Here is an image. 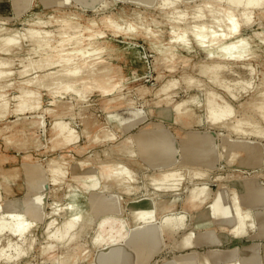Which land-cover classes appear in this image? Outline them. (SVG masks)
<instances>
[{
  "label": "rangeland",
  "instance_id": "rangeland-1",
  "mask_svg": "<svg viewBox=\"0 0 264 264\" xmlns=\"http://www.w3.org/2000/svg\"><path fill=\"white\" fill-rule=\"evenodd\" d=\"M30 1V8L22 14H18L15 12L16 7L13 4V0H0V25L23 31L28 28L27 24L23 21H26L28 18L31 20L33 18L32 21L37 20L38 13H41V17L44 18L41 19V21L45 20V23L51 22L50 18L58 15V13L62 14L66 12L72 14V16L75 14L74 16H76V18H73V23L76 25L80 24L81 29L84 26V29L87 26V22H85L84 19L97 18L100 20L104 15L110 16L111 13L119 14L121 12L120 9H126V7L130 10L126 9L127 12H132L138 7L144 12L143 5L148 6L147 0H99L97 3H93V0H70V2L66 0L67 2L61 6L51 5L50 2H48L49 0ZM51 25L52 24L43 26L44 30L53 31L54 29L55 31V29L58 28L57 24H53L54 26ZM109 39L110 45L113 47H111L110 50H106L104 56L112 59L116 69L120 70V74L122 73L121 75L124 76V88L121 89V94L119 93V95L122 96L121 101L123 103H118L119 107H117L116 103L111 104L108 100L101 97L99 93L95 92L91 94L87 100L81 101V104L80 102L77 103L76 97L70 94H62V97L55 96L56 103L53 105L52 102L54 98L46 89L41 88L39 92L41 99L39 110L33 114H15L14 107H16L19 102L20 82L25 78L30 79L32 77V75H27V77L22 76L24 79H20L21 75L19 74V70L22 68L20 69V58L18 59V57L26 56L27 53L23 51L29 49L30 46L28 41L23 40L26 42H21L22 48H19L20 50H18V52H20L15 56L17 58H13L14 56L12 55L1 54L4 56L3 58H11L10 56H12L14 60L12 65H14L11 71H14L16 75L3 78L4 80L7 79L5 80L6 83L0 78V85L3 83V85H6L5 89L3 88L4 90L0 88V96H2L0 97V102L3 104L2 106H5L4 104L6 102L8 103H6L8 108L7 114L4 116L5 118H0V231H5L6 229L9 231L13 229L19 230L21 221L13 219L14 216H23L36 225L30 230L28 235H26L27 237L25 236V240L23 241L18 237L11 236L10 232L4 233V237L11 238L14 242L21 244L23 250L29 251V255L21 260L19 264H60L66 259H70L71 264H108V261H103L102 257L107 255L111 250L123 249L125 242L132 235V230L138 227L133 216V210L136 207H139L143 202H147L154 214H152L153 218L151 222L157 226V228H160V220L166 215H182L183 205L189 194L190 188L202 184L208 186L211 195L210 200L206 204L207 207L201 209H187L188 215L184 222V228L181 231L176 233L173 238H168L165 237L164 234H160L158 244L153 251L150 249L151 246L149 245L147 248L140 250L139 253L132 247V249L129 250L130 253L126 259V263H123L124 259H119L116 263L165 264L166 262L178 260L182 256L193 254L196 260L194 259V262L192 261L191 264H201L204 261H210V264H239L241 261H247L246 253L250 249L258 253L262 261L261 264H264V238L258 237L260 225H262L264 221V203H258L257 201H252L253 203L250 201L252 204L249 203V201H247L248 203L246 201L242 202V208L247 211L250 210L253 216V219L250 220L251 222L249 221L251 224L248 225V236L242 237V239L234 237L232 231H234L235 225H232V227L228 225L226 221H224L223 214L217 213L218 219L211 222V212L209 210L210 205L214 204L215 198L218 197L219 193L227 194L225 200L228 204V208H230L232 205L230 198H232L231 196L233 195L231 187H233V185H235L236 190H240L244 183H251L252 188L256 190V192H260V196L264 193V138L258 139L255 135L252 136V134L247 135L245 139L244 137L243 139L240 137L237 138V135L235 134V136H233L234 134L231 133L229 129L226 131V127H221L220 124V126L218 124L213 126L212 123L210 124L207 121L206 109L200 106L196 107L197 104L195 103L190 104L195 113L192 122H195L194 125L192 124L191 127L189 126L190 128H183L180 125L178 126V124H174L175 119L172 109L176 103L188 100L195 95H198L200 101H205L206 92L197 88V84L189 87L185 81L179 80V85L176 87V90L173 88V90L161 94L162 96L160 95L154 98V92L166 84L168 80L173 77L176 79L182 77L184 71L192 74L191 66L204 58V54L200 51L198 54L195 51L187 54L190 60L192 59L188 69L179 66L177 71L171 74L163 68H160L159 71L154 70L153 67L156 63V54L143 41H125L113 37ZM24 47L28 48L23 50ZM15 59L18 61L16 62ZM4 70L8 71L9 69ZM261 71L262 69L259 66L253 85L254 83L256 85L261 83ZM41 73L43 75L46 74V72L40 71V73H38L40 76L37 74L36 77H42L43 75ZM193 74V76L203 81L202 85L208 86L207 88L210 86V88H215L206 78L198 77L194 72ZM159 75L161 79H158ZM40 79L41 78H39V81ZM55 79H52V82H55ZM160 80L162 81L160 82ZM163 80L166 81L164 82ZM7 83L13 86L9 88ZM153 86L154 90L152 89ZM142 87L150 89L151 93L148 92V95L147 93L146 95L143 94L144 96L142 93H138L140 92L139 89ZM215 90L225 99L227 98L226 100L230 101L235 109L237 108V118H241L244 115V110L239 108L240 104L245 103V101H250L254 94L252 91L248 94H242L238 102H235L224 89L216 87ZM170 94L172 96H170ZM123 97L125 102L122 100ZM165 97H167V99ZM1 103L0 107L2 108ZM160 104L163 107H161ZM163 104H166V106ZM149 107H151V109H149ZM148 109L149 111L153 110V113L151 111L150 113ZM165 109L170 112L167 118H163L160 115L161 111ZM47 110H53L54 113L50 114L49 111L46 113ZM139 110L142 111V114ZM136 111L142 116L138 119L139 121L141 120L140 122L138 120L135 121L134 113ZM246 113H249V111ZM250 114L252 115V112H250ZM62 116L65 118L63 121L69 123V126L80 135V139L77 143L78 148L87 146V150L82 156L77 154L74 150V146H72L73 148L71 147L72 149H61L62 151L60 149L51 150L53 148L51 141L52 136L51 133L48 132H50L54 120L59 117L63 119ZM118 116L121 117L120 120ZM125 119L127 123L128 119L129 121L133 119L134 122L131 125L132 127L123 126L126 124H123ZM84 121H90L92 124V126H90L92 128L98 125L103 129L106 128V131H111L112 129L111 132L114 134V139L116 140L88 146V140L83 135V128H85V124H83ZM114 121L120 124L119 128H116L117 124H115ZM134 125L136 127H134ZM150 125L151 129L149 127ZM125 128L127 129L125 130ZM178 128H180L179 131H182L181 133L184 134L196 132L195 134L208 135L209 133L214 139L215 145L217 144L215 146V164L206 167L208 175L207 178L203 180L205 183L199 181L197 178H190V174H186V171L190 170L192 172V169L198 167L195 163H186V165H188L186 170L184 169V174L186 176L183 177L175 193L171 195L161 192L155 193L152 189H149L148 183L144 178L146 174H150L156 169L148 162L139 159L138 162L140 161L141 164L131 163L129 166L135 179L132 182H127V186L125 184L126 188L123 191L113 194L96 195L93 193L94 191L86 187L88 182L86 177L87 174H83L81 169L76 166V163L82 159L91 158V156H95V154H98L100 159H105L102 151L109 150V148H111L110 146L124 140V137L126 139L128 136L152 134L160 131L170 134L176 149L179 150L182 144L177 137L179 134V132H177ZM7 138L10 140L9 142ZM225 143L226 148L223 149V144ZM241 144L243 146L241 147L243 151L239 162L244 163L245 166L242 164L240 165L238 162L232 163V165L230 163L229 165L226 160H229L228 157L230 156L232 148ZM223 153L224 155L220 158V155ZM60 158L65 161L60 160ZM3 159H6L7 162ZM56 159L64 166L65 172V175L60 178L59 183L53 182V177L49 168L51 167L52 161L58 162ZM173 164L182 165L180 157H176L173 163L161 165L159 168L161 170L167 169L173 166ZM31 168L35 169V176L32 178H30L29 175V169ZM190 171L187 173H191ZM6 181L8 182L7 185ZM74 185L80 187L83 193L77 190ZM70 186L74 188H70ZM222 187H225V189H222ZM70 189L75 190L73 191ZM73 193L79 196V212L83 217V224L81 228L78 229L75 242L67 246L64 241L49 239V237L54 235L59 238L63 235L64 231L67 233L68 226L65 222L70 219L71 216H74L76 212L72 207L74 202V200H72ZM67 194H69V196ZM159 203H163V205L170 207V210L165 212V214L159 215L157 212ZM206 208H208V210L201 214ZM204 222H206L205 225ZM54 224H56V227H53ZM250 225H252L251 228L249 227ZM110 227H112V230L117 229L118 240H112L110 236ZM102 232H105V243L96 241ZM190 233L194 234L192 241L195 244L187 249H181L183 240ZM28 238H31L32 242H29ZM0 239H3V237H0ZM49 245H55V248L48 250ZM233 253H235L236 257L228 262L225 258ZM3 257L4 253L0 250V264H8V261L4 260Z\"/></svg>",
  "mask_w": 264,
  "mask_h": 264
},
{
  "label": "bare ground",
  "instance_id": "bare-ground-1",
  "mask_svg": "<svg viewBox=\"0 0 264 264\" xmlns=\"http://www.w3.org/2000/svg\"><path fill=\"white\" fill-rule=\"evenodd\" d=\"M21 1L13 0L14 2L13 4L16 7L15 12H17L18 14H22L24 11L29 9L31 6L30 0H23L22 2ZM77 1H85V0H77ZM48 2H50L51 5L61 6L67 1L66 0H49ZM97 2H99V0H93V3H97ZM163 2L164 0H147L148 6L143 5L144 12H142L143 10L141 11L140 7H138L132 12H127L126 9L128 8L126 7V9L124 8L120 9L121 12L119 14L111 13L110 16L114 18L128 20L130 22L136 23L137 25L145 24L147 27H151L154 32L158 33V36L153 37V36H148L147 34H143V33L141 35L132 33L128 35L120 34L118 36H114L112 32H109L107 36L103 38H98L96 41L91 42L97 48H100L98 54L101 56V59L104 62L85 69L84 74L80 77L57 76V77H49L48 79H44L46 76L49 75L50 72L59 71L60 69L58 67L42 69L41 67L45 62V52H47L50 55H55L54 53L51 52V49L44 48L45 45L51 44L52 48H56L64 40L65 35L67 36L78 35L77 29H79L80 31H83V27H84L83 25L81 29L80 24L76 25L73 23L74 22L73 18H76V16H74L75 14H73L74 16L73 17L72 14L66 13L64 11L65 13H62V14L58 13V15L51 17L50 18L51 22L49 21V22L44 23L45 20L41 21V19H44L41 17V13L37 12L38 13L37 20L32 21L33 18L32 20L28 18L26 19V21H23L24 23L27 24L28 28L24 29L23 31L21 30L22 32L19 31L18 29H14V28L11 29V28L4 27V25L2 26L0 25V63L12 64V62L14 61L13 58H17L15 56L20 52V51L18 52V50L22 48L21 43L19 45H6L4 43V40L9 37L17 36V34H19L17 38L21 39V42L23 40L28 41V44L30 46L29 49H27L28 47L26 48L24 47L25 49L23 48V50L27 49L26 51H23L27 53L26 56L18 57V59L20 58L19 64H21L22 66V67L20 66V69L21 68L22 69L19 70V74L21 75V72H23V69L26 67H29V65H31L32 68L36 69L35 71H32L31 68H29L28 75L29 76L32 75L30 79H26V78L24 79L22 75L20 76V79L23 78L24 80L20 82L21 88H19V102L17 106L14 107V113L15 114H20V113L33 114L37 112L40 108V102H41V99L39 96V92L41 88L46 89L48 93L54 98L52 104L55 105L56 95H54V90H58L55 85L57 84H60V85L76 84L77 91H82L85 85L81 83V81L97 82L96 88L94 87L90 89L89 92L84 93L86 96L85 97L86 100L89 98L91 94L95 92V93H99L101 97L108 100V102H110L111 104L116 103L117 107H119L118 103L121 104L122 102L121 101L122 96L119 95V93L121 94L120 91H122L121 89L124 88L123 87L124 76L121 75L122 73L120 74V70L116 69V66L114 62L112 61V59L104 56L105 51L110 50L111 47H113L110 45L111 43L109 39L113 37V38H120L125 41H135V42L136 40L143 41L156 54V63L153 67L154 70L159 71L160 68H163L171 74L175 73L179 66L184 67L185 69H188V67L190 66V61L192 59L190 60V57L187 54L193 53L194 51L198 54V52L200 51L201 53L204 54V58L203 60L199 61L198 63H194L191 66L192 74L194 72L196 76L206 78L215 88L217 87L219 89H224L229 94L231 99L234 100L235 102H238V100L242 97V94H248L250 93V91L254 92L253 97L250 101H247V102L245 101V103L240 102L241 104L239 108H241V110H244L243 112L244 115L241 118H237V113H238L237 108L235 109L232 106L233 104H231L230 101L226 100L227 98L225 99L222 95H220V93L217 92L215 88L214 89L210 88L211 86L207 88L208 86L206 87L205 85H202L203 81L193 76L194 74L192 75L184 71L182 77L178 79L171 77L172 79L168 80V82L164 84L161 88L158 89L156 87L158 90L154 92V95H155L154 98L157 96H160L163 93L169 92L170 89L173 90L172 85H175L177 81L179 82V80L185 81V83L189 87L191 85L194 86V84H197L196 86L197 88L202 89L203 91L206 92V96H205L206 98H204L205 101L202 102L199 100L198 95H195L188 100L182 101L180 103H176V105L172 109L174 113V119H175L174 120L175 123L173 122L174 124L176 125L178 124V126L180 125L183 128H187L189 126L191 127L192 124L194 125L195 122L194 123L192 122H193L195 113L192 107L190 106V104L195 103L197 104L196 107L200 106L206 109L207 121L210 124L212 123L213 126L215 124H218V125L220 124L221 127H226L227 129L226 131H228L229 129V131L234 134V135L232 134L233 136H235L236 134L237 138L240 137L243 139L244 137L245 139V137L249 134H252V136L255 135L258 139L264 138V43L261 42L262 40H264V15L261 14L260 10H256V16H255L254 22L250 26H245V27L238 29L239 37H237L236 33L234 32L233 39L230 41L225 40L226 46L220 49L225 57H233L239 54L240 56L244 57L243 59H235V60H232V59L224 60L220 58L209 59L208 53L204 51L203 48L200 47V45L196 42L195 37L191 35H189V37L187 38L190 42L191 51H189L187 47L181 44H175L173 45V47L176 49V51L172 52L171 55H169V49L167 48V45L172 40L180 39L179 37H173L171 35L172 27L188 28V27H192V25L194 24H201V23H206L210 21L202 22V21H195V20L190 19L187 24L177 25L175 21H172L169 19V15L175 9L162 8L161 5L163 4ZM209 2H213V0H181V2L176 5V8L179 9L180 11L188 12L191 17L195 15L196 10L200 6H202L205 3H209ZM105 17H108V16L104 15L102 16V18H100V20H98L97 18L96 19L95 18L84 19V21L87 22L86 27H90L93 21H96L97 23H99ZM58 20L66 21L67 24L57 23L56 21ZM48 24L49 25L52 24L51 26H54L53 24L55 25L57 24L58 28L55 29V31L54 29L53 31L44 30L43 26L45 25L48 26ZM47 33H51V35L49 36L47 35ZM87 35H90V33H85V36ZM240 38H246V43L244 45H240ZM26 41H23V42H26ZM76 43H77L76 41H72V46H75ZM204 43L207 44L209 43V41L205 40ZM159 45H165V47L161 48L159 47ZM237 45H239V47H237ZM4 49H7V51H4ZM38 49H43V51L37 52ZM241 49H243V51ZM68 50H71V48H69ZM1 54L12 55L14 57L12 58V56H10L11 58H7V57L3 58L4 56ZM15 61L17 62L18 60L15 59ZM90 63H95V62L91 61ZM259 66L262 69L261 71L262 80L260 84L256 85L254 83L253 85L255 77L257 76V68ZM0 71H5V70L0 69ZM40 71H44V73L46 72V74L43 75L41 73L43 75L42 77H36V75L40 73ZM23 76L27 77V75H23ZM38 76L40 75L38 74ZM39 78H41L40 83H36V84L28 83L29 81H32L34 79L39 80ZM52 79H55L56 81L52 82ZM158 79H161L160 75L158 76ZM161 81L162 80H160V82ZM41 83L43 84V86H41ZM3 84L0 85L1 89L3 88L5 89L6 87V85H3ZM116 84H120V88L117 90L112 89L111 87L115 86ZM154 86L152 88L153 90H154ZM139 91L140 92L138 91L137 92L142 93V95L143 94L146 95V93L148 95V92H150V89L146 87H142L139 89ZM62 94L73 95L74 97H76L77 103L80 102L81 104L82 100H80L79 97L75 95V93H62ZM171 94L170 96H172ZM1 95H2V92H1ZM165 98L167 99V97ZM122 100L125 102L124 97ZM6 103L4 104L5 106H2L3 104L1 103L2 108L0 107V118L6 116L7 114L8 107L6 106ZM163 105L166 106V104H163ZM149 109H151V107H149ZM48 111L50 112V114L54 113L53 110H47L46 113ZM247 111H249V113H246ZM250 112H252V115L250 114ZM140 113L142 114V111H140ZM169 113L170 112L165 109L161 111L160 115L163 118H167ZM134 114H135V121L142 117L138 111H136ZM60 117L56 118L55 120L53 119L54 122L52 124L51 130L50 132H48V133H51V136H52L51 141H52L53 148L51 150L54 151L55 149L56 150L57 149H60V150L70 149L72 146H74V150L77 152V154L82 156L86 152L87 146L86 147L81 146L78 148L77 143L80 139V135L78 134V132H76L74 129H72L69 126V123L63 121L65 119L63 118V116H62L63 119H61ZM120 118L121 117H119V120ZM130 120L132 121H129L128 119V123H127V120L125 119L126 122L124 121L123 124L124 123L126 124L123 126L124 127L131 126L134 121L133 119H130ZM117 122H115V124H117L116 128H119L120 124H118ZM83 124H85L84 126L85 128H83L84 129L83 135L88 140V146H94L96 144L99 145V143H108V142H113L114 140H116L114 139L115 138L114 134L111 132L112 129L111 131H106L105 130L106 128L103 129L101 126L99 127L98 125L97 126L95 125V128L94 127L92 128L91 127L92 124L90 123V121H84ZM134 127L136 126L134 125ZM149 127L151 129V125ZM127 128H125V130ZM179 130L180 128H178V131L176 130L177 132H179L177 136L179 139L178 138L177 139L180 140L182 144L180 149L178 148L179 150L176 149L175 143L171 139L170 134L160 131V132H156L152 134H141V135H135V136H128L126 139L124 137L123 138L124 140L117 142L116 144H113L112 146H110L111 148H109V150L102 151V153L105 156V159H100L98 154H95V156H91V158L82 159L81 161L76 163V166H78V168L81 169L83 174H87L86 177L88 179V182L86 184V187L94 191L93 193H95L96 195L97 194H113L116 192L123 191L126 188L125 184L127 186V182H125L124 179H115V178L109 179V177L130 176L131 173L127 171V168L130 169L129 166L131 165V163L141 164L140 161L138 162V160L140 159L141 161L148 162L150 165H152V167L156 169L154 172L150 174L148 173L145 175L144 179H146L149 189H152L155 193L161 192L163 194L171 195L172 193H175L178 190L183 177L186 176L184 174L186 167L188 166L186 165V163L188 164L195 163L198 166L196 169H192L189 166L192 169V172L188 170L191 173H187L188 171H186V174H190L189 175L190 178H197L199 181L204 182L203 181L204 178H207V175H208L207 174L208 170L206 169V167H209L212 164H215L214 160H216V158L214 159V157H215V152H216L215 146L217 144L215 145L214 139L212 138V136L209 135V133L208 135L195 134L196 132L192 134H184V133H181L182 131H179ZM174 134H173V137H174ZM9 141L10 140H8V142ZM223 145H224V147L222 146L223 149L226 148V143ZM241 147H243L242 144L232 148L230 152V156L228 157L229 160L228 159L226 160L229 163V165L230 163L231 165L232 163H236V162L240 163L239 159L243 151ZM132 153H136V155L133 156ZM223 155L224 153L220 155V158H222L221 156ZM176 157H180L182 165L173 164V166H171L170 168L163 169V170L159 168V166L161 165H168V164L173 163ZM3 160L6 161V159H3ZM60 160H62V158H60ZM241 164L245 166L244 163H240V165ZM121 165H124L126 167H122ZM63 167L64 166L61 163H59V161L58 162L52 161L51 167L49 168H50V172L52 174L54 183H59L60 178L65 175ZM29 175H30V178L35 176L34 168L29 169ZM7 184L8 182L6 181V185ZM233 187H231V191L233 194L231 196L232 198L229 197L232 203L230 208H228V204L226 203V200H225V198L227 197L226 193H219L218 197L215 198L214 204L210 205L209 210L211 212V219H212L211 222L213 220L218 219L217 213L223 214L224 221H226L228 225H230L231 227L232 225L233 226L235 225L234 231H232L234 237L236 238L239 237V239H242V237L248 236L247 235L249 233L248 225L251 224L250 220L253 219V216L251 215L250 210L247 211L245 209L246 210L245 211L242 208V202L249 201V203H251L252 201L253 202L257 201L258 203H264V193H262V195L260 196L259 194L260 192L259 193L258 191L256 192V190L252 188L251 183H244L240 190H236L235 185H233ZM70 188H74V187L70 186ZM75 188L79 190L81 193H83L80 187L75 186ZM222 189H225V187H222ZM70 190H73V189H70ZM258 194L260 197L258 196ZM67 195L69 196V194ZM72 196H73V199L70 196L71 199L74 200L72 207H73V210L76 211L74 216H82L79 212V208H80L79 196H77L76 193L75 194L73 193ZM210 196H211L210 191L208 189V186H206V184H202L200 186L196 185L190 188L189 194L187 195V198L183 205L182 215H178V216L172 215V214L166 215L160 220L161 221L160 228H157V226L152 224L151 221L153 218L152 217L153 210L151 209L150 205L147 202H143L142 204L139 205V207H136L133 210L134 220L138 227L132 230V235L125 242L123 249L109 251L107 255L102 257V260L108 261V264H114V263L117 264L116 262L119 259H124L123 263H126L127 261L126 259L128 258L129 253H130L129 250L132 249V247H134L135 250L139 253L140 250L147 248L149 245L151 246L150 249L153 251L158 244L160 234H164L165 237H168V238H173V236L176 233H178L184 228V224H185L184 222L188 215L187 209H201V208L207 207L206 204L210 200ZM157 210H158L157 212L159 213V215H162V214H165V212L169 211L170 207L163 205V203H159V207ZM207 210L208 208H206V210L202 212L201 214L205 213ZM181 217H185V219H180ZM81 222L82 221H75L73 224H66L68 226L67 232H69L71 228L75 227L76 224H79L76 230L71 234V235L76 236L77 238L78 229H80L83 224V222L82 223ZM263 222H262V225H260V230L258 234V237H261V238H264V223ZM205 223L206 222H204V225ZM252 225H250L249 227L251 228ZM116 230H112V227H110V232H111L110 236L112 240H118V232ZM64 233L65 231L63 232V235ZM104 233L102 232L98 236L96 240L97 242H101V241L103 243L106 242V240L104 239ZM193 236L194 234L192 233L186 236V238L183 240L181 249H187L195 244L192 241ZM75 240L72 243H74ZM28 241L32 242L31 238H28ZM64 242H65V245L67 246L72 244V243H68V240H64ZM246 255H247L246 256L247 261L245 262L241 261V263L239 264H261L262 262L261 258L258 255V253H256L255 251H252L249 249ZM235 257L236 255L235 253H233L227 256V258L225 259L229 262L230 260H233V258ZM194 259L195 257L193 256V254H191V255L182 256L178 260H173L172 262H166L165 264H191ZM60 264H71V262H70V259H66L62 261ZM201 264H210V261H204Z\"/></svg>",
  "mask_w": 264,
  "mask_h": 264
},
{
  "label": "clouds",
  "instance_id": "clouds-1",
  "mask_svg": "<svg viewBox=\"0 0 264 264\" xmlns=\"http://www.w3.org/2000/svg\"><path fill=\"white\" fill-rule=\"evenodd\" d=\"M180 2L181 0H164L163 4L161 5V7L165 9H175L169 15V19L175 21L177 25L187 24L190 19L195 21L210 22L194 24L192 27L188 28L172 27L171 35L173 37H179L180 39L172 40L167 45V48L169 49V55L176 51V49L173 47L175 44H181L191 51L190 42L187 39L189 35H191L195 37V40L200 45V47L208 53L209 59L220 58L224 60H235L244 58L239 54L233 57H225L220 49L226 46L225 40L230 41L233 39L234 32L236 33V36L239 37L238 29L245 26H250L254 22L256 10H260L261 14L264 15V0H213V2L205 3L200 6L196 10L195 15L191 17L188 12L180 11L176 8V5ZM56 22L67 24L66 21L58 20ZM77 32L78 35L75 36L65 35L64 40L56 48H52L51 44L44 46L46 49H51V52L55 55H50L45 52V62L41 66L42 69L56 67L60 69L59 71L50 72L49 75L44 79L57 76L80 77L84 74L85 69L93 67L96 64L103 63L104 61L98 54L100 48H97L91 42L96 41L98 38L107 36L109 32H112L114 36H118L120 34L128 35L132 33L138 35L143 33L153 37L158 36V33L154 32L151 27H147L145 24L137 25L136 23L130 22L128 20L114 18L112 16L103 18L99 23L93 21L90 27L84 28L83 31L77 29ZM85 33H90V35L85 36ZM18 35L19 34H17V36ZM47 35L50 36L51 33H47ZM17 36L5 39L4 43L6 45H19L21 43V39L17 38ZM205 40H208L209 43L205 44ZM72 41L77 42L75 46H72ZM261 42L264 43V40ZM245 43L246 38H240V45H244ZM159 47L162 48L165 47V45H159ZM237 47H239V45H237ZM69 48H71V50H68ZM241 50L243 51V49ZM4 51H7V49H4ZM39 51H43V49H38L37 52ZM91 61H94L95 63H90ZM11 68H13V65L10 63H0V69ZM29 68H31L32 71L36 70L32 68L31 65H29V67L23 69L21 75H28ZM15 75L16 73L11 70L0 71V78H8ZM28 83L36 84L40 83V81L38 79H34ZM81 83L85 85L82 91H77L76 84H57L56 88L58 90H54V95L61 96L62 93H75V95L79 97L80 100L84 101L86 100L84 93L89 92V90L94 87L96 88L97 82L81 81ZM178 85L179 82L177 81L175 85H172V88H176ZM12 86V84L8 85L9 88ZM41 86H43L42 83ZM111 88L117 90L120 88V84H116ZM132 155L135 156L136 153H132ZM121 166L126 167L124 165ZM127 171L131 173L130 176H113L109 177V179H124L125 182L134 181V174L128 168ZM13 219L21 221L19 230L13 229L9 231L6 229L5 231H0V237H3V239H0V250H2L4 253L3 259L8 261V264H19L21 260L29 255V251L23 250V246L14 242L11 238L4 237V233L10 232L11 236L18 237L21 241H23L25 240V236L36 225L23 216H14ZM180 219H185V217H181ZM82 220V216H71V218L68 219L65 224H73L75 221ZM56 224H54L53 227H56ZM78 225L79 224H76V226L71 228L69 232L65 233L59 238L51 235L49 239H55L59 241L68 240V243H72L76 239V236L71 234L76 230ZM53 248H55V245L48 246V250Z\"/></svg>",
  "mask_w": 264,
  "mask_h": 264
}]
</instances>
